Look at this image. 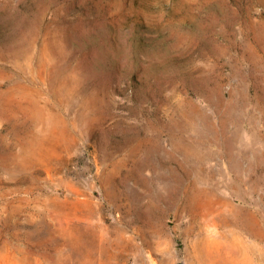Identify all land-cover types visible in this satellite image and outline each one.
<instances>
[{
    "label": "rangeland",
    "instance_id": "1",
    "mask_svg": "<svg viewBox=\"0 0 264 264\" xmlns=\"http://www.w3.org/2000/svg\"><path fill=\"white\" fill-rule=\"evenodd\" d=\"M0 264H264V0H0Z\"/></svg>",
    "mask_w": 264,
    "mask_h": 264
}]
</instances>
